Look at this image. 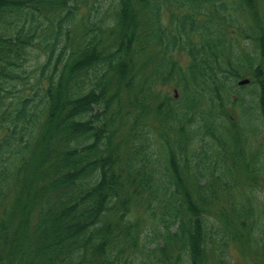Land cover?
Returning <instances> with one entry per match:
<instances>
[{
	"label": "trees",
	"instance_id": "obj_1",
	"mask_svg": "<svg viewBox=\"0 0 264 264\" xmlns=\"http://www.w3.org/2000/svg\"><path fill=\"white\" fill-rule=\"evenodd\" d=\"M102 2L79 25L88 0H0V264H230L229 240L254 242L264 264V220L245 218L251 199L232 216L219 208L214 226L205 195L211 151L244 166L247 122L264 134L258 0ZM230 6L255 25L227 17ZM227 20L254 54L229 39ZM43 42L27 96L25 64ZM248 69L252 98L238 83Z\"/></svg>",
	"mask_w": 264,
	"mask_h": 264
},
{
	"label": "rangeland",
	"instance_id": "obj_2",
	"mask_svg": "<svg viewBox=\"0 0 264 264\" xmlns=\"http://www.w3.org/2000/svg\"><path fill=\"white\" fill-rule=\"evenodd\" d=\"M92 1L94 0H88L87 5L80 7V13L77 16L79 25L82 23L80 21L86 16L89 10V4ZM101 1H103L102 5L104 7H108L114 0ZM175 7L176 6H174L173 8ZM213 10L214 9L211 6H208V8L203 11H205V13L208 12V14L214 13L218 17H222L226 14L224 12H215V10ZM258 11L260 18L264 22V0H258ZM230 12L234 13L233 16L235 18H240L249 25H255L254 20L251 18V16H249L247 12H243V15L241 16V12H239V10H236V8H234L233 6H230L227 12V17L228 13ZM163 21L166 23L170 22L169 12L164 13ZM225 27L229 39H232L237 47H239L240 49L245 48L246 52L254 54V44L250 40H245L243 36L239 34V29H237V26L231 24L227 20V22L225 23ZM32 50V55L25 64L27 73L25 74V79L23 82L24 84L22 85L21 82L19 85V89H21L27 96H33V94L35 93V84L41 77L40 66L44 63L46 57L45 42L35 46ZM174 59H180V61L184 62L185 64L187 57L184 54L181 56L175 54ZM262 64L264 66V60ZM245 72L246 75L242 79L250 80V78L252 77L251 69H248V71ZM41 82L45 83L46 80H43ZM251 85V83L244 85V87L246 88L240 90L242 96L244 95L246 96V98H252L251 93L253 87ZM163 91H168L172 95H176L177 99L181 97V91L178 88H175L173 84H167V86L163 87ZM15 93V90L13 92L7 93L6 104L10 102L11 97L15 95ZM236 97L237 96L234 94L233 98ZM37 101L38 98L36 99V102ZM226 110L231 115V120L238 123L239 125V118H241V111L239 107L236 104L231 103L227 106ZM231 123L232 122L230 120H227L225 122V124L229 126L232 125ZM256 123L257 121L253 119L252 121L247 122V126H250V132H247V140L242 144V147L245 150L247 156V160L244 163V166H242L243 164L234 165L232 158H228L227 160H225V158L219 152V150L223 152L224 148L221 146L216 147V142L211 138L209 140V143L216 148L211 151L208 169L214 170V165L217 166V169H215V172H211V174L208 175V181L212 183L213 193L205 192V195L207 197H211L210 201L214 203L210 204V211L206 213V217L214 223V226H218L220 224L219 219L214 215L219 212V208H227L230 216H232L233 208L240 209L242 205L249 206L248 198H250L252 201L251 206L254 209V213L252 216H247L245 218L248 220V222L259 218L258 225L264 220V215H262L261 213L264 210V145L260 147L261 144H263L262 142H264V134L255 136L257 131L256 127L258 128ZM221 129L223 130V128ZM200 144L201 142L197 141V146H200ZM259 150V155L254 158V154ZM247 165H249L248 168ZM227 167H229L230 169L227 170ZM258 234H261L259 228L254 230L253 235L256 236ZM252 244L253 245L250 247H248L247 245V247H244L235 240L227 241V253L230 264H257L259 255L255 253V249L258 248V246L254 245V242H252Z\"/></svg>",
	"mask_w": 264,
	"mask_h": 264
},
{
	"label": "water",
	"instance_id": "obj_3",
	"mask_svg": "<svg viewBox=\"0 0 264 264\" xmlns=\"http://www.w3.org/2000/svg\"><path fill=\"white\" fill-rule=\"evenodd\" d=\"M249 82H250L249 79H242V80H240L238 83H239L240 86H242V85H246V84H248Z\"/></svg>",
	"mask_w": 264,
	"mask_h": 264
}]
</instances>
